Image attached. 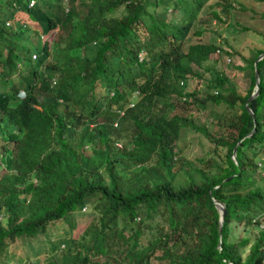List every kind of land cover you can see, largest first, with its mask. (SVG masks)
Here are the masks:
<instances>
[{"label": "trees", "instance_id": "1", "mask_svg": "<svg viewBox=\"0 0 264 264\" xmlns=\"http://www.w3.org/2000/svg\"><path fill=\"white\" fill-rule=\"evenodd\" d=\"M206 1L0 0V264H264V39L238 93L215 68L229 49L182 27ZM193 66L202 91L186 89ZM177 102L237 109L213 134ZM183 128L212 155L174 167Z\"/></svg>", "mask_w": 264, "mask_h": 264}, {"label": "rangeland", "instance_id": "2", "mask_svg": "<svg viewBox=\"0 0 264 264\" xmlns=\"http://www.w3.org/2000/svg\"><path fill=\"white\" fill-rule=\"evenodd\" d=\"M59 5L60 9L64 10L67 6L66 0H60ZM157 11H159L158 8ZM168 13H170L169 9L166 12L159 13V17L163 18ZM182 27L189 41L212 40L217 43L220 49H223L222 47L229 49L228 51L231 53L228 54L219 52V56L215 60V68L227 75L228 80L225 85H232L238 93L243 94L249 84L250 72L246 67L238 68L237 65L245 63L243 57L251 55V47L262 44L264 39V0H207L197 11L193 21L191 23L185 22ZM197 29H200L201 32L196 33L195 30ZM57 32L56 28L52 29L46 34H42L41 38L49 41L57 36ZM226 57H229V59H226ZM193 68L200 73L201 79L198 81V77L189 78L186 89L190 90L196 87L202 91L204 90V78L208 76V71H202L201 68L196 66H193ZM198 95L200 96L202 93L199 92ZM176 107L190 113L195 123L204 124L213 134L217 133L220 125L217 113H229L237 109V107H227L223 103H207L204 108H201L195 104L182 106L181 102H177ZM173 112V108H171L167 109L166 113ZM176 143L177 153L174 157V167L179 165L183 158L194 160L197 156H203L204 159H208L212 155L210 151L212 144L194 129H181ZM0 167L4 168V165L0 163ZM81 210L82 214L75 215L77 224L70 234L77 235L92 217L88 207ZM52 231L54 230L52 229ZM15 252L17 256H21L20 249ZM44 256L40 254L37 257ZM159 263V260L150 259V264Z\"/></svg>", "mask_w": 264, "mask_h": 264}, {"label": "water", "instance_id": "3", "mask_svg": "<svg viewBox=\"0 0 264 264\" xmlns=\"http://www.w3.org/2000/svg\"><path fill=\"white\" fill-rule=\"evenodd\" d=\"M263 54H264V51L261 52V53H259V54L256 56V58H255L253 64H255L256 60H258ZM254 74H255V78H254V84H253L252 90H251L250 94L248 95V97L246 98V100H245V102H244V106H245V108L247 109V111H248L249 113H252V111H251L250 107L247 105V103H248V101H249V100H250V99H251V98L257 93L258 75H257L256 70H255V73H254ZM252 130H253V128H251V130H250L249 132H247L244 136L249 135V134L252 132ZM238 142H239V141H237V143H238ZM234 154H235V147L232 148L231 155H230V157H231V159H232L233 161H235V156H234ZM211 199H212L213 204H214V207L216 208V211H217V213H218V232H220V225H221V220H222V212H223V210H224V204H223L222 202L216 200V199L213 198V197H212Z\"/></svg>", "mask_w": 264, "mask_h": 264}, {"label": "clouds", "instance_id": "4", "mask_svg": "<svg viewBox=\"0 0 264 264\" xmlns=\"http://www.w3.org/2000/svg\"><path fill=\"white\" fill-rule=\"evenodd\" d=\"M55 82H56L55 77H51L50 82H49V86H52V87H51V89H49V91H48V95H49V97H50V102L52 101L53 94H54V91H55V89H54V88H55V85H56ZM17 95H18V98L23 97V95H24V90H23V88H21V89L18 90ZM42 95H43L42 93H38V94H37V98L40 100V99L42 98ZM56 100H57L59 103H61V98H60V97H57ZM130 104H131V103L129 102L128 105H130ZM114 111H116V112L118 113V115H121V114H122V110H121L120 108H115ZM115 124H116V121H113V122H112V125H115ZM115 145L119 147V145H120L119 141H115Z\"/></svg>", "mask_w": 264, "mask_h": 264}]
</instances>
